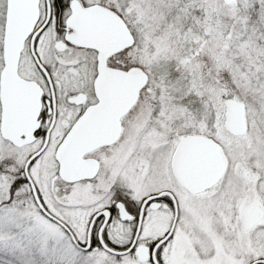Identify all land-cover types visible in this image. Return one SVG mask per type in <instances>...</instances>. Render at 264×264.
Instances as JSON below:
<instances>
[{"label":"snow or ice","instance_id":"snow-or-ice-1","mask_svg":"<svg viewBox=\"0 0 264 264\" xmlns=\"http://www.w3.org/2000/svg\"><path fill=\"white\" fill-rule=\"evenodd\" d=\"M0 264H264V0H0Z\"/></svg>","mask_w":264,"mask_h":264}]
</instances>
